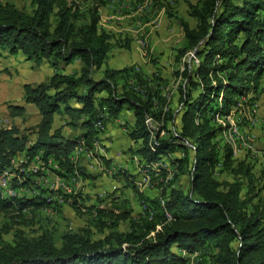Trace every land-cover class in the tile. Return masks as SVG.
<instances>
[{"label":"trees","instance_id":"16d2710c","mask_svg":"<svg viewBox=\"0 0 264 264\" xmlns=\"http://www.w3.org/2000/svg\"><path fill=\"white\" fill-rule=\"evenodd\" d=\"M79 1L31 0L32 13L0 1V58L20 53L27 62L56 69L48 80L24 85L23 101L38 109L41 121L24 130L0 129V168L12 167L19 153L33 160L43 154L42 161L53 158L61 167L58 174L67 178L75 171L74 149L82 140L90 145L99 137L97 127L107 120L105 114L107 124L130 111L135 117L130 136L140 142L133 155L145 164L180 153L184 157L173 162L184 171L189 143L195 147L191 191L170 188L154 200L140 193L148 214L144 232L99 241L67 234L61 245L50 235L33 239L21 235L0 246V264H188L184 254L203 250L211 251V264H264V187H259L260 179L250 164L235 161L230 145L221 151L216 143L227 129L216 117L230 116L242 98L264 94V0H201L199 6H191L199 25L192 29L181 23L188 46L178 59L195 49L200 63L185 73L188 84L182 88L181 125L174 130L178 136L158 137L153 146L146 124V117L154 115L153 99L128 90L117 94L119 80L127 81L131 73L106 69L102 79L94 78L111 49L106 33H99V9L109 0H92L88 23H79ZM76 60L81 62L78 72L60 70ZM12 112L20 116L25 108L14 106ZM58 115L69 116L65 125L81 133L67 136L64 127L56 129ZM174 119L172 113L167 115V120L174 123ZM219 167L233 179H217L214 173ZM118 171L135 189V176L123 168ZM47 203L45 196L5 199L0 189V214L12 218H22L24 211Z\"/></svg>","mask_w":264,"mask_h":264},{"label":"rangeland","instance_id":"374dc122","mask_svg":"<svg viewBox=\"0 0 264 264\" xmlns=\"http://www.w3.org/2000/svg\"><path fill=\"white\" fill-rule=\"evenodd\" d=\"M0 1L26 13L33 11L31 0ZM200 1L109 0L99 9V33H106L111 49L103 67L95 71L94 78L102 79L106 69L131 73L132 78L127 81L119 80L117 94L123 95L128 90L153 99L154 115L150 114L152 121L148 126L152 145L158 137L170 140L178 136L183 112L180 102L182 88L188 84L185 73L195 70L200 63L195 49H188L185 56L178 59L181 51L188 46L181 23L185 22L192 29L198 27L199 20L191 15V6H199ZM78 4L82 14L79 23H88L93 1L81 0ZM51 22H56L55 16ZM80 67L81 62L76 60L71 65H63L60 70L70 74L78 72ZM55 72L51 64L27 62L20 53L0 58V121L1 118L7 119L1 121L0 129L17 126L24 130L35 127L41 121L38 109L23 101V84L41 83ZM250 97L248 100L240 99L230 116L216 117L218 124L227 127L216 143L221 151L227 144L230 145L235 161L250 164L260 179L259 187H264V94H260L257 99L253 95ZM14 106L24 107L25 113L13 115ZM169 113L174 115V123L167 120ZM56 117L55 127H64L67 135L81 133V129L72 131L65 125L67 120L70 121L69 116ZM105 118L108 120V114H105ZM134 120V114L130 111H124L107 124L103 120L102 127H97L100 133L98 138L93 139L90 145L82 140L76 146L71 156L75 171L68 175L70 181L68 177L64 178L70 190L56 184L57 178L63 179L57 172L61 167L45 164L41 156L33 160L37 164L26 175L24 169H18V166L5 169L3 173L11 176V190L26 191L30 199L45 196L49 204L39 209L26 210L19 219L0 214V246L15 241L21 235L28 239L50 235L61 245L67 234L99 241L120 233L135 230L144 232L148 220L145 212L147 207L142 202L145 198L157 199L160 192L170 188L190 192L195 147L189 143V164L184 171L178 170L174 163L177 157H184L180 153L169 154L152 165L145 164L142 158L133 155L140 144L130 136ZM232 128H237L239 134L230 136ZM28 166V159H21V167ZM122 168L135 176V189L138 191L128 186L132 182L126 179L124 173L120 172L119 175L118 170ZM81 169L85 171L84 174ZM220 169L217 168L214 173L217 179H233L225 170ZM17 176L24 177L18 180ZM120 176L123 178L118 179ZM145 178L146 182H142ZM2 193L6 198L10 197L6 192ZM140 193L145 198H141ZM17 197L27 198L25 194H18ZM184 255L188 258V264L212 263L211 251Z\"/></svg>","mask_w":264,"mask_h":264},{"label":"built area","instance_id":"2783aa9c","mask_svg":"<svg viewBox=\"0 0 264 264\" xmlns=\"http://www.w3.org/2000/svg\"><path fill=\"white\" fill-rule=\"evenodd\" d=\"M1 121H7V119L1 118ZM0 121V123H1ZM236 140V136L234 137V141ZM36 156H43V154H38ZM82 158H83V153H82ZM21 159H28V167H21ZM37 163H33V158H28V155L24 152V153H19L17 156L14 157L13 159V166H18V169H24V175H26L31 168H33ZM45 164H49V165H54L56 168H59V166L56 164L55 160L53 158H48L47 161H45ZM45 164H42V166L46 167ZM95 168V167H94ZM20 177H24V176H17V179L20 180ZM11 176H5L3 173V169L0 168V189L1 191L6 192L7 195H9L12 198H16L18 194H25L27 198H29V193H27L26 191H17V190H7V182H11ZM69 179V176H68ZM82 179V177H81ZM146 179H142V182H146ZM64 178L60 179L57 178V186H64V188L66 190H70V188L67 187V185H65L64 183ZM70 181V179H69ZM70 184V182H69ZM71 192V191H69Z\"/></svg>","mask_w":264,"mask_h":264},{"label":"bare ground","instance_id":"6f19581e","mask_svg":"<svg viewBox=\"0 0 264 264\" xmlns=\"http://www.w3.org/2000/svg\"><path fill=\"white\" fill-rule=\"evenodd\" d=\"M151 121H152V119L150 118V116H147V117H146V124H147V127L149 126V124H150ZM99 127H101L100 124L98 125V128H99ZM230 132H231V133H230V136H231V135L234 136L235 134H237L238 131H237L235 128H232V129L230 130ZM151 145H152V144H151ZM152 146H153V145H152ZM10 170H11V169H10ZM7 174H8V173H7ZM4 175L6 176L5 173H4ZM75 177H77V176H75ZM72 179H73V177H72ZM77 181H78V180H77ZM73 182H75V181H73ZM10 186H11V185H10ZM19 189H20V188H19ZM7 190H11L10 187H9V182H7ZM1 192H2V191H1ZM4 194H5V193H4ZM2 195H3V193H2ZM19 195H20V194H19ZM3 197L6 199L7 196L5 197V196L3 195ZM9 198H12V197H9Z\"/></svg>","mask_w":264,"mask_h":264},{"label":"crops","instance_id":"0c3cea01","mask_svg":"<svg viewBox=\"0 0 264 264\" xmlns=\"http://www.w3.org/2000/svg\"><path fill=\"white\" fill-rule=\"evenodd\" d=\"M36 65H38V64H36ZM52 74H53V73H52ZM52 74H51V75H52ZM30 83L32 84V82L24 83V84H23V87H24L25 84H30ZM5 84L8 85V82H6ZM33 84H35V83H33ZM250 96H251V95H250ZM245 99H247V98H245ZM248 99H249V98H248ZM248 99H247V100H248ZM58 116L61 117V115H58ZM56 118H57V117H56ZM56 120H57V119H55V123H56ZM55 123H54V127H55ZM126 123H127V122H125L124 125H125ZM128 125H129V124H128ZM55 128L58 129V128H61V127H58V126H57V127H55ZM63 131H64V128H63ZM64 133L66 134L65 131H64ZM238 134H239V132H238ZM66 135H67V134H66ZM69 135H71V134H69ZM69 135H67V136H69ZM244 144H245V143H244Z\"/></svg>","mask_w":264,"mask_h":264}]
</instances>
